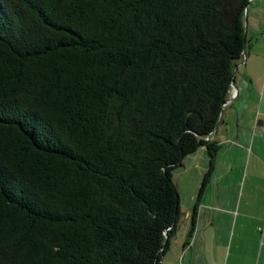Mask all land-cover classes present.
<instances>
[{
	"label": "trees",
	"instance_id": "trees-1",
	"mask_svg": "<svg viewBox=\"0 0 264 264\" xmlns=\"http://www.w3.org/2000/svg\"><path fill=\"white\" fill-rule=\"evenodd\" d=\"M249 3L0 0V264H160Z\"/></svg>",
	"mask_w": 264,
	"mask_h": 264
},
{
	"label": "crops",
	"instance_id": "crops-1",
	"mask_svg": "<svg viewBox=\"0 0 264 264\" xmlns=\"http://www.w3.org/2000/svg\"><path fill=\"white\" fill-rule=\"evenodd\" d=\"M247 11L245 54L211 135L214 170L199 200L208 149L185 159L181 169L196 190L160 264H264V0H250Z\"/></svg>",
	"mask_w": 264,
	"mask_h": 264
},
{
	"label": "rangeland",
	"instance_id": "rangeland-1",
	"mask_svg": "<svg viewBox=\"0 0 264 264\" xmlns=\"http://www.w3.org/2000/svg\"><path fill=\"white\" fill-rule=\"evenodd\" d=\"M174 176H175V183H177V187H178V190H179V194H180V199H181V210H182V218H181V222H180V225L184 222V212H185V209H186V205L187 203H189V200L191 198V194L193 192V190H196V187L195 185L194 186H191L190 184L187 183L186 181V177L183 173V170L181 168L177 169L175 172H174ZM179 225V226H180Z\"/></svg>",
	"mask_w": 264,
	"mask_h": 264
},
{
	"label": "water",
	"instance_id": "water-1",
	"mask_svg": "<svg viewBox=\"0 0 264 264\" xmlns=\"http://www.w3.org/2000/svg\"><path fill=\"white\" fill-rule=\"evenodd\" d=\"M246 24H245V27H246V31H245V40H247V17H248V11L246 10ZM233 86L235 87V83L233 82ZM223 117V113H222V116H221V119Z\"/></svg>",
	"mask_w": 264,
	"mask_h": 264
}]
</instances>
